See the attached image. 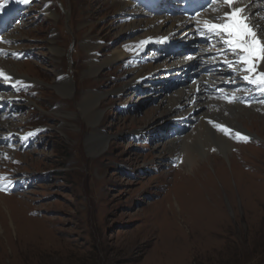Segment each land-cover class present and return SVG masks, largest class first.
Segmentation results:
<instances>
[{"label":"rangeland","instance_id":"obj_1","mask_svg":"<svg viewBox=\"0 0 264 264\" xmlns=\"http://www.w3.org/2000/svg\"><path fill=\"white\" fill-rule=\"evenodd\" d=\"M109 2L0 0L25 6L9 32L27 38L4 59L32 84L20 89L0 80L18 97L19 118L10 124L24 137L22 153L0 156L7 179L0 264H264V92L246 107L262 110L246 116L243 132L222 127L236 146L231 154L213 141H191L197 163L181 169L183 148L163 150L189 126L182 109L170 111L179 88L169 78L130 86L131 58L92 69L93 52L104 61L131 37L115 33L120 16ZM197 68L192 63L188 75ZM246 76L241 92L255 94ZM61 79L71 83L70 96L58 93ZM209 155L217 156L191 178Z\"/></svg>","mask_w":264,"mask_h":264},{"label":"bare ground","instance_id":"obj_2","mask_svg":"<svg viewBox=\"0 0 264 264\" xmlns=\"http://www.w3.org/2000/svg\"><path fill=\"white\" fill-rule=\"evenodd\" d=\"M109 1H110L109 3H111V5L116 8V11L119 13L120 16V18L117 21L116 27L114 28L115 33L122 35L125 38L127 37L126 35H130L131 37L130 39L126 38L125 39L126 41L122 43L123 46L122 47L118 46L117 48H115L113 53L110 54L108 58L104 61H100L98 59V53L93 52L90 62V64L93 66L92 69L98 71L99 68L105 65L118 63L121 60L131 58L130 64L132 65L134 70L130 72L134 73L135 75V78L129 82L130 83L129 85L132 87L136 85V81H140L141 79L143 80L144 78H147L148 83H153L156 82L157 80H160L161 84L159 86H161L163 83L162 81H166L167 78L170 79L172 84L175 83L176 80L178 81L181 78L180 81L176 84V86L179 89L177 88L175 89L176 90L175 96L171 98L172 106L170 107V111H173V109L175 108L182 109L183 111L181 113V117L184 118L183 120L187 122L189 126L188 128H185V131L182 132L177 130L175 134L172 135V138L169 139L168 142L163 145V150L169 151L171 154L173 152H177L180 147L183 148L179 154V156L184 159L181 169L182 168L184 169V167L193 168L194 164L197 163L194 146L188 144L191 141H194L195 143L198 141L200 144L201 141L203 140L209 142L213 141V143L215 144V146L218 147V150H220L221 153L227 155L231 154V150L233 148H236V146L235 147L233 146L234 144L232 143V140L229 137L230 135L222 132L220 128L217 126L213 127L212 124L214 122H217V125L220 127L226 126L228 124L232 126L235 130H239V131L241 130V132H243L242 129L243 127L241 122L245 123V119H247L246 116H248L250 113H253L252 110L256 108L260 109L261 106L251 105L249 108H246L237 104L228 105L224 103L222 100L215 99L213 95L206 94L211 92L212 90L206 91L205 93V90L207 88L205 87V83L210 82L213 77L208 78L207 71L204 70L203 68H211L213 63L215 62L214 60L211 59L208 60L207 58L206 63L204 64L201 63V65H204V67H202V69H198V71L196 72L199 73L198 80L196 83H192L191 82L192 79L189 80L188 82L183 80L184 79L183 75L185 74L183 73L184 72L183 68L186 67L187 69H189L192 65L191 62H188L186 60L185 57L186 55H184L183 57L179 55V58L174 61L175 58H170V56H167L168 53L159 51L157 47H150L143 49L144 44L142 43L146 39L154 38L155 36L162 37L168 40L170 43H178L181 39H185L186 33L190 30V28L187 29L190 23L188 20L174 15L169 16L167 15V13L153 17L150 13L143 11L142 6L137 7L131 1L129 2H122L121 0H109ZM225 5H226L227 13L232 12L230 9V5L227 4ZM232 5L235 6L236 8L243 9V12L241 14H238L237 16L233 17V21L241 22V16L246 18L242 22L249 24V26L251 27L253 25L255 29L258 31V36L262 38L261 41L264 42V0H242L241 2L240 0H233ZM242 6H247L246 10H244ZM49 17L51 19H56L58 16H56V14L51 13ZM233 21H230V23H232ZM113 24H115V22ZM10 26L11 25L8 24V22H6V24L2 28V32L0 33V38L2 37V40L0 42V50L3 51L0 57V73L4 74L3 76L0 77L3 78L4 76H7L10 79L15 78L16 80H18L17 82L25 84L29 82L30 79L27 76L18 73L19 72L18 66L20 65L14 64V62H12L11 60H5L4 55L8 54L9 52L13 53L17 49L22 48L20 47L22 46L21 44L15 46L14 43L20 42L21 39H26L27 34L21 33L19 35H16L15 33H11V32L7 33L6 30ZM168 36L177 37V38L173 39ZM141 44H142V53L138 54V55H142L140 56V58H138L141 60L132 59L133 55L137 52ZM87 47L90 48V46ZM55 50L56 52H58L57 49ZM167 52L169 51L167 50ZM59 53L61 54V52ZM200 57L206 59V56H204V50L199 53L197 59L199 60ZM256 65L259 66L258 67L255 65L253 66L255 68V72L251 74V77H254L255 75H259L261 73L259 71L264 72V57L256 58ZM161 68H163L164 70L170 69L171 73L166 74L164 70H162ZM240 70L241 68L239 67L234 68V72L243 76V72H241ZM154 75H156V77H153ZM152 77L153 79H151ZM215 78L223 80V82L228 81L234 86L241 84L238 80L232 79V77L228 78L226 73H224L223 75H216ZM1 82L0 85L4 87V85L1 84ZM63 82H67V80L61 79L60 83ZM13 83L14 82L11 81L9 84H13ZM251 83L254 84L256 88L250 86L249 89L255 88L257 89L258 92H256L255 94L252 93L250 94L256 96L257 94L260 95L262 92H264L258 88V83H259L258 81H256V83L253 82ZM159 88L162 89L163 86ZM56 89L58 93L61 94L60 95L61 97L70 96L71 92L73 91L70 82L59 84ZM196 90L200 91L198 96L195 95ZM244 93L248 94L247 92ZM192 96H196L197 98L192 99L191 98ZM4 97L5 96L2 95L0 92V103L2 102ZM206 99L209 100V103L206 102ZM254 99H258V98H254ZM244 100L247 101V99ZM34 103L35 101L33 100L30 102V104H34ZM191 103L194 104L193 108L189 107ZM204 109H206V111ZM252 115L254 114H251V116ZM256 118L258 117L256 116ZM219 121L221 122L223 121L225 123L222 124ZM7 130L13 132L12 130L15 129L10 124L9 121L3 122L2 115H0V135L6 133ZM186 134L187 136L185 140H183ZM213 156L216 157L217 155H209L206 159V162L200 165L197 171L192 172L191 178L196 177L200 171H203V168H207L205 166L207 165V162L209 161L210 157ZM172 157H174V155ZM212 160L215 162L217 158H213ZM6 199H7L6 196L0 194V208H2V206H6L5 204ZM177 208H179V206Z\"/></svg>","mask_w":264,"mask_h":264},{"label":"snow or ice","instance_id":"obj_3","mask_svg":"<svg viewBox=\"0 0 264 264\" xmlns=\"http://www.w3.org/2000/svg\"><path fill=\"white\" fill-rule=\"evenodd\" d=\"M28 0H25V3H27ZM224 3L227 5H231L233 3V0H224ZM243 12L242 8H236L232 12L225 13V16L228 18V20L233 21V17L237 16L238 14H241ZM246 18L241 16V22L237 23L233 21L232 23H222L221 25H211L210 28L217 29L218 31L227 33V39L225 40V43L229 45V47L239 50L240 53H243V55L240 56V61L245 64L249 65L253 59L264 57V42H262L258 36L257 33L253 30L249 24L244 23ZM257 53H259V57L257 56ZM255 70L254 67H249L248 71L253 72ZM3 73H0V76H3ZM260 80L259 83L264 85V73H260ZM248 78L247 76L245 77ZM4 79H9V77L4 76ZM250 82L256 83L255 80H252ZM217 127H220L217 125ZM222 132L225 134L229 133V129L226 128H220ZM31 135V134H30ZM239 139L244 140L245 142L248 140V137L241 136V134H236ZM0 179H5L4 177H0Z\"/></svg>","mask_w":264,"mask_h":264}]
</instances>
